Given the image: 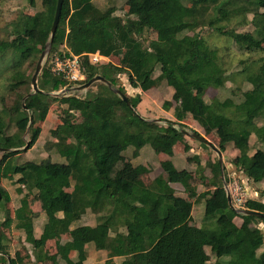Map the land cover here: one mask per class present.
<instances>
[{
    "label": "trees",
    "instance_id": "1",
    "mask_svg": "<svg viewBox=\"0 0 264 264\" xmlns=\"http://www.w3.org/2000/svg\"><path fill=\"white\" fill-rule=\"evenodd\" d=\"M10 1L29 7L35 4V0H0ZM123 3L125 11L118 15L114 5L99 8L94 0H63L37 77L40 91L31 94V74L27 72L34 71L49 39L56 0H41L40 10L12 16L0 27V181L14 179L18 193L24 187L33 191L47 217L36 238L32 227L35 213L28 198L20 197L11 217L7 207L10 195L0 186L1 226L15 222L21 227L36 260L45 258L48 239L68 233L70 240L57 245L56 253L49 257L53 264H58V258L72 264L69 252L82 253L88 242L119 257L118 262L108 264H264V202L250 198L245 205L263 216L235 211L229 207L222 186L224 167L217 160L203 166L198 156L188 158L196 164L197 177L205 185L215 186L196 198L204 204L203 224L189 225L191 206L174 194L170 183L188 187L192 173L166 162L163 174L145 184L141 179L143 166L135 165L124 154L130 148L136 157L144 145L157 154H171L177 143L188 150L183 131L188 126L145 118L136 110L139 95L128 97V105L112 89L126 95L116 80L119 74L126 76L129 87L141 91L162 82L171 86L174 116L186 112L205 133L214 130L219 151L232 144L239 151L236 168L253 183L260 182L264 179V150L256 147L251 152L249 137L254 135L256 143H264V57L250 55L264 51V0ZM248 24L252 30H239ZM152 31L155 38L146 45ZM209 35L226 37L246 58L231 67L230 52L210 45ZM65 48L82 56L85 78L81 83L101 75L111 87L95 81L84 93L52 94L65 82L50 72L48 59L55 53L62 55ZM94 51L102 56L116 53L122 64H109L111 73L105 74L84 55ZM234 73L243 78L244 87L233 86L224 97L205 100L208 89L227 91L226 82ZM54 102L61 106V123L47 148L65 162L50 158L20 162L17 153L26 142V149L35 143L41 129L36 123ZM172 102L164 101L163 108L169 109ZM205 166L211 170V178L203 175ZM71 176L74 183L69 190ZM86 209L96 215V224L71 228ZM236 216L242 219L240 225L234 223ZM256 220L263 228L255 226ZM4 238L0 231V246ZM19 254L9 256V264H17Z\"/></svg>",
    "mask_w": 264,
    "mask_h": 264
},
{
    "label": "crops",
    "instance_id": "2",
    "mask_svg": "<svg viewBox=\"0 0 264 264\" xmlns=\"http://www.w3.org/2000/svg\"><path fill=\"white\" fill-rule=\"evenodd\" d=\"M38 0H35V4L30 7H34L36 5ZM41 3V0H39ZM94 3L97 7L103 8V5L101 3H97V0H94ZM23 5V4H21ZM26 6V5H25ZM41 9V8H40ZM39 9V10H40ZM35 13V12H34ZM121 54L122 53H118ZM118 56L116 53H113L109 56H102L103 59L108 60L112 62L113 64L114 61L111 60L112 57ZM119 57V56H118ZM119 61V58L117 59ZM120 62V61H119ZM119 62L117 63L119 65ZM116 80L118 83L119 82V76L115 75ZM161 84H159L157 87L151 88L155 89L158 88ZM167 85V84H166ZM170 87V96L166 98L164 101H171L172 102V94H173V89L171 86ZM130 91L126 92V96L132 95L133 97L135 95H139L140 100L137 104V112L145 117L144 113L142 110H145V99L143 96L146 95V93L150 90L147 91H141L140 89L137 88H131L129 87ZM128 98V97H127ZM163 101V102H164ZM163 104V103H162ZM174 106L175 103L172 102V105L169 107V109H164L163 105H161L159 108L163 112L162 114H167L168 117L161 115L160 118H158V122L160 121L164 122L167 119L170 121H177V122H182L185 124V119L186 118H191V116L186 113V112H181L178 117L174 116ZM149 111V110H148ZM147 112V111H146ZM147 118V117H145ZM163 118V119H162ZM167 118V119H166ZM148 119H156V118H148ZM161 119V120H159ZM191 123L195 122L203 131L202 136H210L209 138L205 137L208 139L214 146H216L217 142V136L214 132V130L210 133L207 134L205 133L204 129L192 118L190 119ZM191 123H187L191 124ZM197 132V131H196ZM212 136V137H211ZM193 138V137H192ZM195 139V138H194ZM193 143L192 141L188 140L186 138V135L184 137V143H186L189 148L188 150H184V145L182 143H177L172 150V153L169 155L163 154V153H155L150 147H142L139 150V153L136 157L141 158L144 157V155L150 156L151 159H135V165H142L145 172L141 176L142 181L145 184H150L154 178L157 176L163 174L162 170V164L166 162H170L174 165L176 169H187L192 173V182L188 187H183L180 183H170L171 188L174 190V194L176 196L184 198L188 204L191 206V212L190 215L187 219V222L191 226H197L200 227L203 224V211H204V204L203 201H196V198L200 192H203L205 190H213L215 186L213 185H205L204 182L200 180L199 177H197L195 173L196 169V164L193 160H188V158L192 159L195 156L199 157V154L202 153L203 148H208L209 146H203L200 141L197 139L194 140ZM192 140V139H191ZM252 140V143H251ZM257 145V146H256ZM249 146L251 147V152L254 151L256 147H260L264 150V143H256L254 135H251L249 137ZM217 147V146H216ZM210 148V147H209ZM211 149V148H210ZM214 151L213 149H211ZM215 152V151H214ZM55 154V152H54ZM222 154V159H221V166L224 167V171L221 173L222 175V186L224 183V177L229 179V177L233 175H239L242 176L241 171H239L235 164L234 161H236L239 157V151L232 145V144H227L224 151L221 153ZM56 155V154H55ZM216 158L212 159H200L201 165H205L206 161H218V155L216 153ZM200 158V157H199ZM52 160V159H51ZM131 160V159H130ZM53 162H65V159H61L57 157V159L52 160ZM203 175L207 178L212 177L211 170L209 169L208 166H205L203 169ZM73 179L74 183V177H70L69 184L71 180ZM147 179V180H146ZM198 179L200 181H198ZM73 185V184H72ZM71 185V187H72ZM69 189V188H68ZM71 189V188H70ZM69 189V190H70ZM7 190V189H5ZM32 192V191H31ZM251 198L264 202V179L261 180L258 183H253L251 185ZM10 202V200H9ZM8 202V203H9ZM19 203L17 205H14L13 203H9L7 207L10 210V215L11 217L12 212L16 207H18ZM32 210V208L30 207ZM33 211V210H32ZM35 213V218L32 219V227H33V235L38 238L43 230L44 224L46 223L47 217L45 212L40 208V209H34L33 211ZM58 217L62 216V213L60 211L55 212ZM86 219V221L84 220ZM4 220L3 215L0 213V231L4 233L5 238L4 241L2 242V245L0 246V264H9L8 258L9 256H14L17 252L20 253L16 262L17 264H53L52 261L49 259L50 256L56 253V247L57 245H61L66 243L67 241L70 240V235L68 233H63L60 235L55 236L52 239H48L45 242L44 245V255L45 258L43 260H36L32 254V248L31 245L25 241V235L21 227L16 225L15 222L10 223L7 227L1 226L2 221ZM39 220V221H37ZM96 215L92 213L89 209H86L85 213L81 216V218L77 221H75L72 225L71 228L74 226H79V225H88V226H94L96 224ZM242 222V219L238 216L234 218V223L236 225H240ZM255 226L259 228H263V223L259 220L255 221ZM51 248V252H49ZM69 259L71 260L72 264H108L110 262H118L119 257L115 255H110L108 251L104 249H97L95 248L94 244L92 242H88L84 246V250L82 253H79L76 250H71L68 254ZM58 264H64L63 260L58 258Z\"/></svg>",
    "mask_w": 264,
    "mask_h": 264
},
{
    "label": "rangeland",
    "instance_id": "3",
    "mask_svg": "<svg viewBox=\"0 0 264 264\" xmlns=\"http://www.w3.org/2000/svg\"><path fill=\"white\" fill-rule=\"evenodd\" d=\"M124 0H97V3H101L103 5V7L109 6V5H114L116 7V13L118 15H123L124 11H125V6H124ZM23 4L22 2L19 1H10V2H0V27L2 25H4L5 22H7L10 17L12 16H18L22 13H26V14H33L34 12L38 11L41 8V3L38 0L36 5L34 7H29V6H25V4ZM263 10V9H261ZM249 18H251V15H249ZM239 30H252V26L250 24L246 25L243 28H240ZM155 38V32L152 31L148 34V36L145 39V43L146 45H148L149 43H151L153 41V39ZM208 42L210 43V45L212 46H217L219 47L224 53H229L228 55V61H230V65L232 64L231 67L236 66V62L238 59L240 58H246V54H241L239 51L236 50L235 45L232 44L230 42V40H228L226 37H222L219 35H209L208 37ZM264 45V44H263ZM226 47H229L230 50L225 51L224 49ZM251 57L257 58L258 56H262L264 57V51L263 52H255V53H251L250 55ZM118 56L116 57H112L111 60L114 61L115 64H113L112 62L105 60V59H101V63L97 64L100 65V67L103 68V71H105V74L111 73V70L109 69V64L112 65H118L117 63L119 62L118 60ZM120 60V59H119ZM121 62V61H120ZM44 64V62H43ZM121 63H119V65H121ZM34 71L28 70V74H33ZM157 74V72H156ZM235 78V81L232 79ZM244 81L243 78L240 76H237L236 73L231 75V79H229L226 82V88L227 91H220V90H214V89H208L205 93V100L209 101L212 97H219L222 98L225 95L228 94V91L231 87L233 86H240V87H244ZM124 89L126 92H129L130 88L128 87V85H123ZM170 87H167V85L162 82L161 85L158 88L155 89H150L144 97L145 101V110H142L145 117L147 118H160L161 115H164L166 117H168V115L162 114L163 112L160 110V106L162 105L163 101L168 98L170 96ZM32 90V89H31ZM131 99H133L132 95L127 96ZM128 98V99H129ZM149 110V111H148ZM61 106L58 102H54L50 105L48 110L44 111V116L42 118V121H39L38 123H36L37 125L40 126V132L38 134V137L35 141V143L32 145V147H30L29 149H26L24 147L20 148L19 152L17 153V159L22 162L25 160H42V159H46V158H50L52 160L57 159V156L54 154V151L47 148V142L51 141L53 138V134L55 133V128L61 123ZM147 111V112H146ZM163 119V118H162ZM167 119V118H166ZM191 118H186L185 121V125L187 123H191L190 121ZM169 120V119H167ZM160 124H164V122L160 121ZM188 128L185 129L187 130L189 133L193 132V131H197L199 134H203L202 129L195 123H191L187 125ZM205 137L209 138L210 136L206 135ZM212 137V136H211ZM186 138L190 141L193 142V139L191 137L190 134H186ZM192 139V140H191ZM27 140V137H26ZM195 140V139H194ZM196 143V142H193ZM252 143V140H251ZM144 147H150L149 145H145ZM125 155H127L128 160L131 159L132 162L135 163V159H151L150 156L148 155H144V157L138 158V157H133L132 156V149L128 148L125 152ZM200 159H215L216 156V152L212 151L209 147L208 148H203L202 153L199 154ZM0 158H1V152H0ZM61 159H64L63 157H60ZM3 169H6V167L4 166ZM147 180V179H146ZM198 181H200L198 179ZM73 184V179L71 180L69 186L67 188H71V185ZM0 186L3 189H7L9 195H10V204L13 203L14 205H17L19 203V199L20 197H22V195H25L28 198L29 201V206L32 208V210L34 211V209H40V204H39V197L32 191H30L27 188H23L22 189V193H18L16 191L17 188V184L14 183V179L10 180V179H1L0 181ZM22 187V186H21ZM9 203H7V205H9ZM37 217V216H35ZM33 217V218H35ZM86 221V219H84ZM39 221V220H37ZM51 248L52 246H50V250L49 252H51Z\"/></svg>",
    "mask_w": 264,
    "mask_h": 264
},
{
    "label": "built area",
    "instance_id": "4",
    "mask_svg": "<svg viewBox=\"0 0 264 264\" xmlns=\"http://www.w3.org/2000/svg\"><path fill=\"white\" fill-rule=\"evenodd\" d=\"M84 55H86L88 63L91 65H97L101 63V59H103L102 55L98 51L86 52ZM47 66L53 75L59 76L65 82L57 93L71 95L85 92V90H76L75 88L76 86L82 84L81 81L85 78L81 55L73 54L65 48L62 55L57 53L51 55L48 59ZM118 76L120 84H127L129 87V84L126 81V76L124 74H119ZM252 184L253 182L251 179L244 173H242V176L233 175L229 177V179H224L223 188L228 191L232 206L235 209H247L245 205L251 198L250 190Z\"/></svg>",
    "mask_w": 264,
    "mask_h": 264
},
{
    "label": "water",
    "instance_id": "5",
    "mask_svg": "<svg viewBox=\"0 0 264 264\" xmlns=\"http://www.w3.org/2000/svg\"><path fill=\"white\" fill-rule=\"evenodd\" d=\"M62 2H63V0H56L54 14H53L52 22H51V27H50L49 39L45 43L44 48L42 49V51H41V53H40V55H39V57L37 59V62H36L35 68H34V72H33L32 76H31V89L32 90H31V92L29 94L40 91L39 88H38V85H37V77H38V74L40 73V71L42 69L43 62L45 61V58H46V56H47V54L49 52V48H50L53 36L55 34V31H56V28H57V25H58V21H59L60 12H61ZM95 81L105 82L109 87H111V83L109 81L105 80V78L103 76L95 75L92 78L88 79L86 82L76 86L75 88H76V90H86ZM112 89L128 105H130L129 99L127 98V96L121 90L117 89L116 87H114ZM52 94L57 95L59 93L54 92ZM29 119L31 121V117ZM153 120L158 121V119H153ZM183 131H184L185 134H187V133L190 134L191 137L197 139L201 143H203V144L209 146L211 149H213L217 153L218 159H219V163L221 164V159H222L221 152L208 139H206L204 136H202L201 134H199L196 131H193L191 133H189L187 130H183ZM27 146H28V142H26L24 148L27 147ZM225 193H226V198H227V202H228L229 207H231L235 211H237L239 213H243V214H248V215L263 216V214H261V213H259L257 211L251 210V209H235L232 206L230 195H229L228 191L225 190Z\"/></svg>",
    "mask_w": 264,
    "mask_h": 264
}]
</instances>
